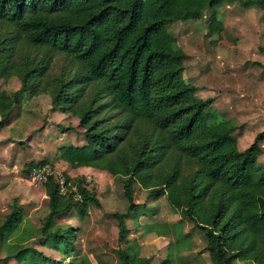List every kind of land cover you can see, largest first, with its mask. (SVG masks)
Returning a JSON list of instances; mask_svg holds the SVG:
<instances>
[{
  "label": "trees",
  "instance_id": "obj_1",
  "mask_svg": "<svg viewBox=\"0 0 264 264\" xmlns=\"http://www.w3.org/2000/svg\"><path fill=\"white\" fill-rule=\"evenodd\" d=\"M230 1L250 2L264 12V0ZM207 2L0 0V82L12 76L21 82L14 93L0 88V130L30 97L47 96L53 110L79 119L85 145L61 146L57 159L71 171L92 168L122 179L129 207L113 214L117 264H152L130 245L127 221L136 208V184L155 200L166 197L205 236L214 264H264V166L258 161L264 133L239 149L237 124L212 112L215 100L198 98L187 83V56L170 31ZM45 165L52 167L28 164L25 177ZM60 178L76 192L69 188L62 195ZM43 186L49 212L38 241L62 260L35 249L9 258L19 264H76L79 231L57 222L102 209L97 192L86 176L55 173ZM24 218V206L15 202L0 226V240L17 234ZM178 224L164 264L193 247L183 221Z\"/></svg>",
  "mask_w": 264,
  "mask_h": 264
},
{
  "label": "rangeland",
  "instance_id": "obj_2",
  "mask_svg": "<svg viewBox=\"0 0 264 264\" xmlns=\"http://www.w3.org/2000/svg\"><path fill=\"white\" fill-rule=\"evenodd\" d=\"M170 31L187 56L184 74L187 83L197 89L198 98L215 100L212 112L237 124L239 149L244 151L263 130L262 117L257 116V111L262 113L263 95L261 92L256 95L259 99L253 109L252 82L254 69L264 68V12L250 2L209 0L189 18L171 25ZM20 87L17 77L0 82L1 89L12 93ZM252 111H255L254 118ZM56 112L49 97H30L15 109L14 116L19 119L14 121L12 129L0 132V226L15 202L24 206L25 211L17 234L0 240V264H19L9 257L24 249H35L56 261L62 260L60 254L38 241V230L49 212V200L43 184L25 177V169L32 162H48L57 175H75L56 158L61 146L85 145L83 130L79 119ZM69 127L75 131L63 132ZM12 141L14 144L6 148ZM263 150L260 146L258 161L264 166ZM86 177L89 189L96 190L102 209L92 207L85 219L73 214L57 223L72 225L79 231L74 242L79 253L76 264H117L119 230L113 214L126 213L129 207L123 181L105 172ZM134 203L136 208L127 224L131 230L130 245L136 247L140 257L152 258V264L167 262L169 246L177 241L174 228L181 227L178 223L182 220L183 233L191 234L193 247L177 253L169 264H214L205 252V236L172 210L166 197L155 200L136 184ZM29 264L37 262L31 260ZM236 264L252 263L238 261Z\"/></svg>",
  "mask_w": 264,
  "mask_h": 264
},
{
  "label": "crops",
  "instance_id": "obj_3",
  "mask_svg": "<svg viewBox=\"0 0 264 264\" xmlns=\"http://www.w3.org/2000/svg\"><path fill=\"white\" fill-rule=\"evenodd\" d=\"M262 65L264 66V63H262ZM256 68H260L261 70L260 71H256L254 69V71H253L254 72L253 73L254 77H253V82H252L253 83L252 84V89H253V94H252L253 95L252 96V99H253L252 100V105H253V107L252 108L253 109L255 108V101H257L259 99V96L257 97L256 95L261 92L262 95H263V99H262V111H261L262 113H260V111H257V114H258L257 116L260 115L262 117L261 124L263 126V130L261 132L263 133L264 132V68H262L260 66L259 67H256ZM256 109L258 110V107L257 106H256ZM56 113H58V112H56ZM71 117L72 116H70L68 118H71ZM254 117H255V111H252V118H254ZM17 119H19V118H14L13 122L8 127L4 128V129H1V130L3 131V130H7V129H12V127L14 125V121L17 120ZM0 120H1V118H0ZM258 122H259V119H258ZM52 124H54L57 127H60L61 126L60 124H57L55 122H52ZM1 130H0V132H1ZM69 133H71V132H69ZM13 144H14L13 141L12 142H9V144L6 146V148H9V146L10 145H13ZM72 145H74V144H72ZM74 146H76V145H74ZM261 147L264 149V140H263V142L261 144ZM263 152H264V150H263ZM58 156H57V158H58ZM57 158H56V160H57ZM59 162L60 163H63V164H66L69 167V165L67 163H65L63 161H59ZM68 167H64V168L68 169ZM62 168H63V166H62ZM73 172L75 174L73 176L71 175V173H68V175L70 177H72V178H75V176H78V175L79 176L80 175L81 176H83V175L88 176V174H96L97 172H101V171H98V170H95V169H92V168H80V169H77V170H73ZM0 179H1V177H0Z\"/></svg>",
  "mask_w": 264,
  "mask_h": 264
},
{
  "label": "built area",
  "instance_id": "obj_4",
  "mask_svg": "<svg viewBox=\"0 0 264 264\" xmlns=\"http://www.w3.org/2000/svg\"><path fill=\"white\" fill-rule=\"evenodd\" d=\"M55 174L54 170L52 167L49 165L45 166H40V167H35L30 173V177L34 182L45 184L49 180L51 176ZM88 180V179H87ZM88 182V181H87ZM69 188L71 190L76 192V187H71V185L67 184L63 178H60V192L62 195H66L69 191ZM79 199L80 197L77 196Z\"/></svg>",
  "mask_w": 264,
  "mask_h": 264
}]
</instances>
